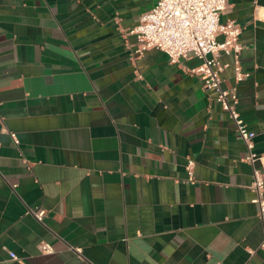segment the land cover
<instances>
[{
  "label": "crops",
  "instance_id": "0c3cea01",
  "mask_svg": "<svg viewBox=\"0 0 264 264\" xmlns=\"http://www.w3.org/2000/svg\"><path fill=\"white\" fill-rule=\"evenodd\" d=\"M155 2L0 0V264H264L247 149L201 61L135 55ZM229 4L250 76L220 54L222 86L264 172V0Z\"/></svg>",
  "mask_w": 264,
  "mask_h": 264
},
{
  "label": "built area",
  "instance_id": "2783aa9c",
  "mask_svg": "<svg viewBox=\"0 0 264 264\" xmlns=\"http://www.w3.org/2000/svg\"><path fill=\"white\" fill-rule=\"evenodd\" d=\"M229 7V0H156L154 6L141 15L139 24L131 33L138 40L135 55L141 56L145 51L156 49L166 53L172 64L189 57L201 61L199 66L192 69V73L203 78L205 90L216 93L217 101L234 122L237 134L246 146L245 160L252 167V202L259 206L258 216L264 227V172L256 166L259 160L255 152L256 133L248 128L238 112L236 89L226 90L222 86V74L229 64L219 61L220 54L233 57L237 82L250 76L241 66L242 27L234 21L221 22V15ZM219 36L224 39L219 41ZM12 136L15 138L14 134ZM195 166V161L189 159L186 170L192 183L195 182ZM30 212L38 220L47 215L45 209H31ZM38 248L42 254L53 253V248L47 242L42 241ZM261 249L264 252V239ZM77 252L80 254L81 249H77ZM11 258L18 260L15 253H11Z\"/></svg>",
  "mask_w": 264,
  "mask_h": 264
}]
</instances>
